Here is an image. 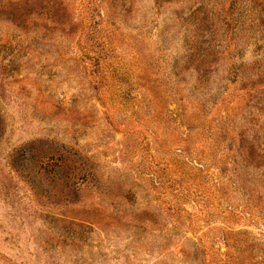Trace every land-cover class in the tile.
I'll return each instance as SVG.
<instances>
[{
	"label": "rangeland",
	"instance_id": "374dc122",
	"mask_svg": "<svg viewBox=\"0 0 264 264\" xmlns=\"http://www.w3.org/2000/svg\"><path fill=\"white\" fill-rule=\"evenodd\" d=\"M0 118V264H264V0H0Z\"/></svg>",
	"mask_w": 264,
	"mask_h": 264
},
{
	"label": "trees",
	"instance_id": "16d2710c",
	"mask_svg": "<svg viewBox=\"0 0 264 264\" xmlns=\"http://www.w3.org/2000/svg\"><path fill=\"white\" fill-rule=\"evenodd\" d=\"M97 25H98V22L96 20L93 19L90 21V26H95V28H97L96 27ZM100 29H102V28H100ZM103 45H104V42L102 41V38H101L99 40L97 46L94 47V51L99 49V48H102ZM83 53L84 52H82V58L85 57V53L84 54ZM86 56L89 57V53H87ZM90 65L92 66V72L96 76L101 75L104 71H107L109 69L116 71V69L120 68V66H114L115 62L113 60H111V58L109 56H107L106 54H100V55L98 54L96 57L92 56V58L90 59ZM232 71H234V70H232ZM233 73H235V72H233ZM235 79H236V77H235ZM234 84H235V86H238L236 81H234ZM240 90H242V89H238V93L240 92ZM243 91H246V94H249V92L247 90L243 89ZM242 93H244V92H242ZM244 97L245 96L243 95L241 98H244ZM1 120L2 119L0 118V122H1Z\"/></svg>",
	"mask_w": 264,
	"mask_h": 264
}]
</instances>
